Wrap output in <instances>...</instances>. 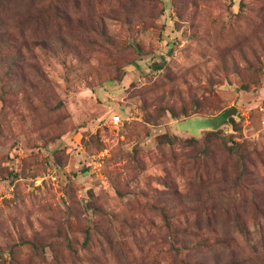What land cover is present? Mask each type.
<instances>
[{
	"label": "rangeland",
	"instance_id": "rangeland-1",
	"mask_svg": "<svg viewBox=\"0 0 264 264\" xmlns=\"http://www.w3.org/2000/svg\"><path fill=\"white\" fill-rule=\"evenodd\" d=\"M0 264H264V0H0Z\"/></svg>",
	"mask_w": 264,
	"mask_h": 264
},
{
	"label": "built area",
	"instance_id": "built-area-1",
	"mask_svg": "<svg viewBox=\"0 0 264 264\" xmlns=\"http://www.w3.org/2000/svg\"><path fill=\"white\" fill-rule=\"evenodd\" d=\"M111 125H113L114 127H118L120 124H122V120L119 116L113 117L110 120Z\"/></svg>",
	"mask_w": 264,
	"mask_h": 264
}]
</instances>
